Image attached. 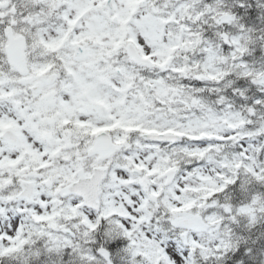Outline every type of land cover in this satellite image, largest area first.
Segmentation results:
<instances>
[{"label": "snow or ice", "instance_id": "6c2138e0", "mask_svg": "<svg viewBox=\"0 0 264 264\" xmlns=\"http://www.w3.org/2000/svg\"><path fill=\"white\" fill-rule=\"evenodd\" d=\"M0 264H264V0H0Z\"/></svg>", "mask_w": 264, "mask_h": 264}]
</instances>
